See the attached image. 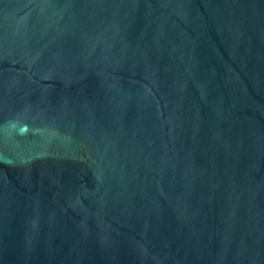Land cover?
I'll use <instances>...</instances> for the list:
<instances>
[{
  "label": "water",
  "instance_id": "95a60500",
  "mask_svg": "<svg viewBox=\"0 0 264 264\" xmlns=\"http://www.w3.org/2000/svg\"><path fill=\"white\" fill-rule=\"evenodd\" d=\"M0 264H264V0H0Z\"/></svg>",
  "mask_w": 264,
  "mask_h": 264
}]
</instances>
